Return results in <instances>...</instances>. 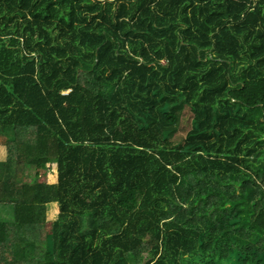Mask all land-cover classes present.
Wrapping results in <instances>:
<instances>
[{"label":"trees","instance_id":"16d2710c","mask_svg":"<svg viewBox=\"0 0 264 264\" xmlns=\"http://www.w3.org/2000/svg\"><path fill=\"white\" fill-rule=\"evenodd\" d=\"M0 211V264H264V0H0Z\"/></svg>","mask_w":264,"mask_h":264},{"label":"rangeland","instance_id":"374dc122","mask_svg":"<svg viewBox=\"0 0 264 264\" xmlns=\"http://www.w3.org/2000/svg\"><path fill=\"white\" fill-rule=\"evenodd\" d=\"M15 170H12V173H14ZM8 174V173H7ZM16 174H18V181H32L34 177V169L33 168H25V167H20L16 168ZM10 216V211L6 213H2L0 211V220H2V217L8 218Z\"/></svg>","mask_w":264,"mask_h":264}]
</instances>
